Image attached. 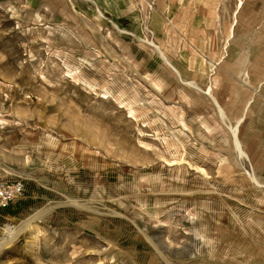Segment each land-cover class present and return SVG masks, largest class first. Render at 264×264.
I'll use <instances>...</instances> for the list:
<instances>
[{
  "label": "rangeland",
  "instance_id": "rangeland-1",
  "mask_svg": "<svg viewBox=\"0 0 264 264\" xmlns=\"http://www.w3.org/2000/svg\"><path fill=\"white\" fill-rule=\"evenodd\" d=\"M261 103L264 0H0V264H264Z\"/></svg>",
  "mask_w": 264,
  "mask_h": 264
},
{
  "label": "bare ground",
  "instance_id": "bare-ground-1",
  "mask_svg": "<svg viewBox=\"0 0 264 264\" xmlns=\"http://www.w3.org/2000/svg\"><path fill=\"white\" fill-rule=\"evenodd\" d=\"M241 3V2H240ZM241 5V4H240ZM240 7V6H239ZM117 29H119L118 28V26L117 25H114ZM123 32V31H122ZM151 43V42H150ZM151 46H154L155 47V49L156 50H158V52L160 53V55L165 59L166 57H165V55H164V53L162 52V50L160 49V47L159 46H157V45H154V43H151ZM166 60V59H165ZM167 61V60H166ZM168 62V61H167ZM175 70V69H174ZM175 72L177 73V74H179V72L177 71V70H175ZM186 84L187 85H189V86H191V87H193V88H195V89H199V90H201L200 88H199V86L195 83V82H193V81H188V82H186ZM210 90H211V88H208V91H206L207 93L208 92H210ZM214 98V97H213ZM254 99V98H253ZM214 100H215V98H214ZM249 101V100H248ZM215 102H216V100H215ZM219 109V108H218ZM220 112H221V118H223V119H225L226 117H225V114H224V112H223V110H222V108H220ZM246 113V112H245ZM245 116V115H244ZM245 117H241V118H239L236 122H235V124L234 125H231L229 128L231 129V131H232V135H233V144H234V148H235V150H236V152L238 153V155H239V157L240 158H244V159H246V160H249V157H248V155H247V153L243 150V148H242V145H241V143H240V140H239V137H238V129H239V126H240V124L242 123V121L243 120H245L244 119ZM222 119V120H223ZM224 121V120H223ZM175 161V160H174ZM174 164H176V163H174ZM202 171V170H201ZM246 172V171H245ZM248 174H249V176L251 177V179L255 182V184L258 186V187H263L264 188V184L262 183V182H260L259 180H258V178L256 177V175L252 172H248ZM250 179V180H251ZM70 200V199H69ZM70 203H72L73 205H75V206H77V207H79V208H81L82 206L79 204V203H77V201H73V200H70ZM83 208V207H82ZM54 209V207H52V208H50V209H46V210H42V211H40L36 216H38V217H43V216H45V215H47V214H49V212L51 211V210H53ZM26 226L27 225H24L23 227H20V228H14V227H12V226H7V230H6V237L5 238H3L2 239V242L0 243V249L1 248H4V247H6L8 244H10V243H12L18 236H19V234H21L22 232H23V230L24 229H26Z\"/></svg>",
  "mask_w": 264,
  "mask_h": 264
},
{
  "label": "crops",
  "instance_id": "crops-1",
  "mask_svg": "<svg viewBox=\"0 0 264 264\" xmlns=\"http://www.w3.org/2000/svg\"><path fill=\"white\" fill-rule=\"evenodd\" d=\"M243 136L246 151L257 160L256 169H264V104L251 106Z\"/></svg>",
  "mask_w": 264,
  "mask_h": 264
},
{
  "label": "built area",
  "instance_id": "built-area-1",
  "mask_svg": "<svg viewBox=\"0 0 264 264\" xmlns=\"http://www.w3.org/2000/svg\"><path fill=\"white\" fill-rule=\"evenodd\" d=\"M24 189V183L19 180H9L0 183V208L4 209L10 206L22 195Z\"/></svg>",
  "mask_w": 264,
  "mask_h": 264
}]
</instances>
